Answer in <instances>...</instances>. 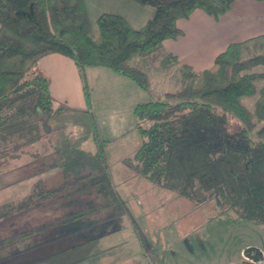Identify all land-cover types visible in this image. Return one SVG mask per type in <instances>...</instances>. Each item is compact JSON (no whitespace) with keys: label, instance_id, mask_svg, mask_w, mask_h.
I'll return each instance as SVG.
<instances>
[{"label":"trees","instance_id":"trees-1","mask_svg":"<svg viewBox=\"0 0 264 264\" xmlns=\"http://www.w3.org/2000/svg\"><path fill=\"white\" fill-rule=\"evenodd\" d=\"M133 1L154 9L138 30L108 13L97 18L93 30L82 0H0V173L18 157L26 166L39 160L29 148L39 144L48 122L64 109L54 107L48 79L38 66L41 57L56 53L69 58L85 96L86 68H106L149 92L147 70L131 61L182 36L177 21L193 11L217 20L234 0ZM171 66H178L180 87L133 108L142 142L130 166L160 188L194 201L217 198L238 218L263 225L264 85L257 83L264 81V34L229 43L200 72L164 53L159 69ZM245 98L252 100L250 108ZM5 186L0 182V189ZM52 192L36 191L28 202L46 200ZM20 210L0 205V223L20 216ZM251 250L260 262L259 250L249 248L244 256Z\"/></svg>","mask_w":264,"mask_h":264},{"label":"rangeland","instance_id":"rangeland-1","mask_svg":"<svg viewBox=\"0 0 264 264\" xmlns=\"http://www.w3.org/2000/svg\"><path fill=\"white\" fill-rule=\"evenodd\" d=\"M160 55L157 50L131 61L148 71L149 92L104 68L85 73L87 96L80 75V97L52 95L54 107L64 109L48 122L39 144L29 148L39 160L26 166L18 157L0 173L6 183L0 205L21 207L22 214L12 218L20 222L30 204L29 227L13 228L17 222L6 219L0 238L48 224L55 239L48 254H57L44 259L47 264H116L121 258L129 260L119 264H264V224L238 218L217 198L194 201L160 188L130 166L142 142L134 129V106L180 87L178 66L166 70V82L161 77ZM243 102L252 105L249 98ZM230 123L232 129L234 120ZM41 190L53 192L46 200L28 202ZM249 248L260 251V262L252 250L244 256Z\"/></svg>","mask_w":264,"mask_h":264},{"label":"crops","instance_id":"crops-1","mask_svg":"<svg viewBox=\"0 0 264 264\" xmlns=\"http://www.w3.org/2000/svg\"><path fill=\"white\" fill-rule=\"evenodd\" d=\"M82 2L93 30H96L97 18L104 13L121 16L134 30L142 28L154 15L152 7L138 5L133 0H82ZM177 27L182 31V36L164 40L159 49L160 56L171 53L177 58L179 64L189 65L193 71L200 72L209 68L215 57L229 43L264 34V0H234L229 12L217 20L207 16L201 10H195L188 19L178 20ZM38 66L48 79L52 99L55 92L58 94L74 92L80 97L79 72L69 58L56 53L48 54L41 57ZM98 69L104 68H86L84 71L91 73L99 71ZM161 72V77L166 82L168 80L164 75L166 71ZM64 98L66 99L67 96ZM36 205H43V203ZM28 212V209H25L24 218L20 222L12 219L14 215L9 219V221L17 222L13 228L29 227L26 222ZM30 215H32L31 212ZM47 226L48 224H43L35 230L36 232L25 229L11 237L0 238V264H47L44 259L57 254V252L48 254L54 246L55 239L49 233ZM37 254L45 257L38 255L35 259H31ZM121 259L123 260L117 261L116 264L129 260V258ZM50 260L54 262L55 258ZM83 262L82 260L78 264ZM59 264L62 263L59 262Z\"/></svg>","mask_w":264,"mask_h":264}]
</instances>
